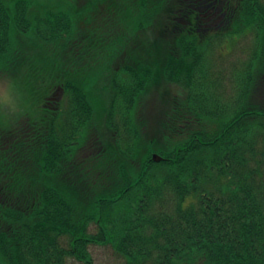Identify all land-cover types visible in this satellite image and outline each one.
<instances>
[{"label":"trees","instance_id":"16d2710c","mask_svg":"<svg viewBox=\"0 0 264 264\" xmlns=\"http://www.w3.org/2000/svg\"><path fill=\"white\" fill-rule=\"evenodd\" d=\"M248 30L262 50L229 88L211 46ZM262 31L264 0H0V70L38 94L0 127V264H95L93 246L111 264H264Z\"/></svg>","mask_w":264,"mask_h":264},{"label":"rangeland","instance_id":"374dc122","mask_svg":"<svg viewBox=\"0 0 264 264\" xmlns=\"http://www.w3.org/2000/svg\"><path fill=\"white\" fill-rule=\"evenodd\" d=\"M87 0H70L71 4H77L78 6L83 7L85 5ZM73 14V21L76 23L77 27H80L82 29L85 28H89L90 29L94 28H100V29H104L105 26H101L100 21L98 18H96L97 16H100L99 14H94L95 17L93 18V23H90L89 26H85V23L83 22V20L81 19L82 17L80 15H75L73 13V11H71ZM88 14H90V12L87 11ZM86 13V15H88ZM88 18L90 21H92V16L88 15ZM94 25V26H93ZM100 32V31H99ZM100 34V33H99ZM102 36H104L102 34ZM28 38H31V36H26ZM228 37H225L223 40H215L212 43L211 46V50L213 52V56H215L216 58H218L217 60L220 61L218 54L221 55L222 57V66L224 67V69H226V76H225V84L231 88V80H230V72L233 69V66H235L236 63H239V69L241 68V62L245 59H249L252 57V53L254 51H256L257 48H255V37L253 32H249L247 35H243L240 38H238L236 41L234 42H230L227 41ZM223 53H220V52ZM105 52L104 51H100L97 54V58L101 59L102 56H104ZM237 67V65H236ZM104 69L103 64H97L95 69H92V73L95 79L97 77L98 72L101 73V71ZM32 70V69H31ZM228 70V71H227ZM72 71V70H70ZM74 72V71H72ZM71 72V73H72ZM7 70H0V79L2 78H10L7 77ZM88 75V74H87ZM22 86L24 85H20V87L22 88ZM23 91L26 95V97L29 98L30 102L32 101V99L37 98L38 94L37 93H30V91H28L27 89L23 88ZM59 104L57 107V110L59 108V106L61 105H66L65 99H64V95L61 96V98L59 99ZM157 98H156V94L151 91L149 93V96L147 97V100L145 102V105L143 106V114L146 118H150L152 120V115L155 113V109L157 107ZM61 104V105H60ZM60 109V108H59ZM26 117V116H25ZM25 117L22 118L19 122L24 123L25 122ZM150 125V124H149ZM92 252H93V256H94V260H95V264H111L112 262H114L117 258L116 254L114 253L113 249L110 246H93L92 247ZM70 264H80L79 262H76L75 260H71Z\"/></svg>","mask_w":264,"mask_h":264},{"label":"clouds","instance_id":"9594fccd","mask_svg":"<svg viewBox=\"0 0 264 264\" xmlns=\"http://www.w3.org/2000/svg\"><path fill=\"white\" fill-rule=\"evenodd\" d=\"M31 114V102L19 83L14 78L0 79V127L10 129Z\"/></svg>","mask_w":264,"mask_h":264},{"label":"flooded vegetation","instance_id":"af4514ba","mask_svg":"<svg viewBox=\"0 0 264 264\" xmlns=\"http://www.w3.org/2000/svg\"><path fill=\"white\" fill-rule=\"evenodd\" d=\"M62 96V92H56L55 94H53L51 97H53L55 100H53L51 102L52 106L53 107H56L58 102H59V99L61 98Z\"/></svg>","mask_w":264,"mask_h":264},{"label":"water","instance_id":"95a60500","mask_svg":"<svg viewBox=\"0 0 264 264\" xmlns=\"http://www.w3.org/2000/svg\"><path fill=\"white\" fill-rule=\"evenodd\" d=\"M153 158L156 161H160V160L163 159V157L160 154H158V153H154Z\"/></svg>","mask_w":264,"mask_h":264}]
</instances>
